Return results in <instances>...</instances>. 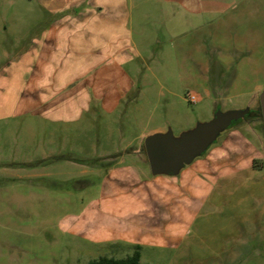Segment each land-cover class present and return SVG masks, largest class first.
Returning a JSON list of instances; mask_svg holds the SVG:
<instances>
[{"label":"rangeland","instance_id":"374dc122","mask_svg":"<svg viewBox=\"0 0 264 264\" xmlns=\"http://www.w3.org/2000/svg\"><path fill=\"white\" fill-rule=\"evenodd\" d=\"M50 1L0 0V69L51 27L57 13ZM159 1L143 0L137 10L148 15L142 25L153 44L151 59L138 63L149 68L148 78H139L147 86L119 111L109 116L92 110L64 124L23 114L21 104L0 109V264H89L131 256L133 247L99 245L82 228V215L99 198L102 172L117 162L108 159L134 155L123 151L102 164L100 147H117L125 139L135 147L141 135L171 129L177 136L210 121L217 110L260 108L264 0H200L210 7H186L177 35L161 23L165 11L172 16L177 8ZM60 13L69 14V8ZM191 95L199 98L196 104ZM234 127L261 150L262 167L219 184L183 241L144 247L142 264H264L263 122L250 119ZM145 138L133 164L152 176ZM28 175L41 177L20 178Z\"/></svg>","mask_w":264,"mask_h":264},{"label":"crops","instance_id":"0c3cea01","mask_svg":"<svg viewBox=\"0 0 264 264\" xmlns=\"http://www.w3.org/2000/svg\"><path fill=\"white\" fill-rule=\"evenodd\" d=\"M142 4L143 0H51L49 9L57 13L51 27L0 69V109L21 104L23 114L74 124L92 110L113 115L127 98L141 96L147 83L139 78L147 79L149 68L144 71L138 63L153 54L142 25L148 15L137 12ZM166 4L177 10L172 16L165 11L161 23L176 35L186 7H210L200 0L159 1V6ZM68 8L69 14L60 13ZM144 138L141 135L135 147L132 139L117 147H100L105 152L102 164L123 151L133 150L134 155L108 159L117 162L102 172L99 198L82 215V228L87 226L89 238L99 245H139L141 250L179 245L219 184L239 171L262 167H254V160L263 157L261 150L236 127L178 176H146L133 164ZM31 177L41 175L20 178Z\"/></svg>","mask_w":264,"mask_h":264},{"label":"water","instance_id":"95a60500","mask_svg":"<svg viewBox=\"0 0 264 264\" xmlns=\"http://www.w3.org/2000/svg\"><path fill=\"white\" fill-rule=\"evenodd\" d=\"M264 125V91L260 94ZM250 108L223 112L217 110L208 122L197 123L193 129L174 135L171 129L148 135L144 149L153 177H176L184 168L202 157L222 134L239 121H246Z\"/></svg>","mask_w":264,"mask_h":264},{"label":"trees","instance_id":"16d2710c","mask_svg":"<svg viewBox=\"0 0 264 264\" xmlns=\"http://www.w3.org/2000/svg\"><path fill=\"white\" fill-rule=\"evenodd\" d=\"M257 118H259L263 122V118H262V115H261V109L260 108L258 110H252L251 114L249 115L247 120L257 119ZM240 123H243V121H239L235 125L237 126ZM263 128H264V125H263ZM218 144L219 143H216L214 145L217 146ZM213 146H211V147H213ZM208 152H209V150L202 157H204ZM259 161L260 160H254V167H258V162ZM133 250L134 251H133L132 255L126 257L125 259H115V258L101 257L98 260L91 261L89 264H142L141 263V246H139V245L134 246Z\"/></svg>","mask_w":264,"mask_h":264},{"label":"built area","instance_id":"2783aa9c","mask_svg":"<svg viewBox=\"0 0 264 264\" xmlns=\"http://www.w3.org/2000/svg\"><path fill=\"white\" fill-rule=\"evenodd\" d=\"M189 100H190L191 103L196 104L197 101L199 100V98L196 95H191Z\"/></svg>","mask_w":264,"mask_h":264}]
</instances>
